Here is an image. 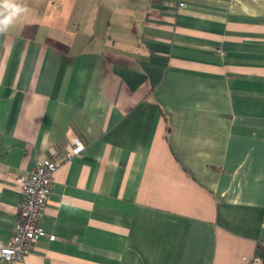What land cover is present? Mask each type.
Returning <instances> with one entry per match:
<instances>
[{"label": "crops", "instance_id": "obj_1", "mask_svg": "<svg viewBox=\"0 0 264 264\" xmlns=\"http://www.w3.org/2000/svg\"><path fill=\"white\" fill-rule=\"evenodd\" d=\"M15 2L26 11L0 33V244L22 200L13 175L59 167L47 236L0 264L264 257V0ZM74 138L85 149L67 159Z\"/></svg>", "mask_w": 264, "mask_h": 264}, {"label": "built area", "instance_id": "obj_2", "mask_svg": "<svg viewBox=\"0 0 264 264\" xmlns=\"http://www.w3.org/2000/svg\"><path fill=\"white\" fill-rule=\"evenodd\" d=\"M184 6V3H180ZM73 147L65 153L67 159L80 156L85 145L79 138L73 139ZM57 161L49 158L40 160L30 174H14L22 200L17 210L13 233L6 244H0V261L22 260L42 237L47 236L41 225L43 209L49 199L50 189L54 182V174L58 169ZM53 239L54 235H50ZM244 264H264L260 253L252 257H243Z\"/></svg>", "mask_w": 264, "mask_h": 264}, {"label": "clouds", "instance_id": "obj_3", "mask_svg": "<svg viewBox=\"0 0 264 264\" xmlns=\"http://www.w3.org/2000/svg\"><path fill=\"white\" fill-rule=\"evenodd\" d=\"M25 11L26 9L15 0H0V33L6 32L14 20Z\"/></svg>", "mask_w": 264, "mask_h": 264}, {"label": "trees", "instance_id": "obj_4", "mask_svg": "<svg viewBox=\"0 0 264 264\" xmlns=\"http://www.w3.org/2000/svg\"><path fill=\"white\" fill-rule=\"evenodd\" d=\"M261 254V253H260ZM263 256V254H261Z\"/></svg>", "mask_w": 264, "mask_h": 264}]
</instances>
